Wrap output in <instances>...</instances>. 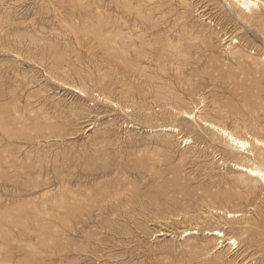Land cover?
<instances>
[{
	"label": "rangeland",
	"instance_id": "rangeland-1",
	"mask_svg": "<svg viewBox=\"0 0 264 264\" xmlns=\"http://www.w3.org/2000/svg\"><path fill=\"white\" fill-rule=\"evenodd\" d=\"M257 1L0 0V264H264Z\"/></svg>",
	"mask_w": 264,
	"mask_h": 264
},
{
	"label": "bare ground",
	"instance_id": "bare-ground-1",
	"mask_svg": "<svg viewBox=\"0 0 264 264\" xmlns=\"http://www.w3.org/2000/svg\"><path fill=\"white\" fill-rule=\"evenodd\" d=\"M236 2H238L240 5H241V7L243 8V9H245V10H250V9H252L253 7H255V6H257L258 5V1L257 0H235ZM261 1V0H260ZM262 2V1H261ZM262 5V4H261ZM263 6H264V4H263ZM251 11V10H250ZM190 114V113H189ZM192 114V113H191ZM187 116H189L190 117V115H187ZM192 117V116H191ZM205 123V122H204ZM206 123H208V122H206ZM208 126V125H207ZM210 127H213V128H216V129H218V130H221V131H223L224 133H226V130H223L221 127L220 128H218L216 125H213L212 123H211V125L209 126V127H207V128H210ZM166 128V127H165ZM171 128V127H170ZM167 129V128H166ZM173 130V129H172ZM220 132V131H219ZM223 133V134H224ZM228 137H229V140L231 141V144H233V145H235L236 146V148L238 147V148H240V150H246L247 149V145L249 144V142L247 141V140H244V139H240V138H238V137H236V136H234L233 134H231V133H229V132H227V134H226ZM228 141V140H227ZM254 141V140H253ZM256 142L257 143H261V144H263L264 145V141L262 142V141H260V140H258V139H256ZM249 145H251V143L249 144ZM258 145V144H257ZM251 147V146H250ZM260 147V146H259ZM239 166V165H238ZM242 169V168H241ZM246 169L248 170V172L250 173V174H252V175H255V176H261L262 178H263V180H264V172L261 170V169H259V168H257V167H255V168H247L246 167ZM217 235H219L220 236V234H217Z\"/></svg>",
	"mask_w": 264,
	"mask_h": 264
}]
</instances>
